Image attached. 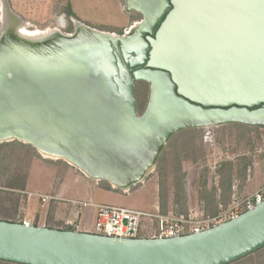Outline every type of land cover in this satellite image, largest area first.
<instances>
[{"label":"water","instance_id":"95a60500","mask_svg":"<svg viewBox=\"0 0 264 264\" xmlns=\"http://www.w3.org/2000/svg\"><path fill=\"white\" fill-rule=\"evenodd\" d=\"M2 4L13 24L1 16L0 143L31 145L130 190L183 131L264 128V0H125L143 17L128 36L79 23L33 41ZM138 82L150 86L141 115ZM262 249L264 202L171 239L0 220V261L15 264H234Z\"/></svg>","mask_w":264,"mask_h":264},{"label":"rangeland","instance_id":"374dc122","mask_svg":"<svg viewBox=\"0 0 264 264\" xmlns=\"http://www.w3.org/2000/svg\"><path fill=\"white\" fill-rule=\"evenodd\" d=\"M2 1L0 0V7ZM6 2L14 14L30 25L31 30L59 29L61 33L69 34L67 31L70 26H73L74 32V24L82 23L99 31L117 35H120L121 31V35H124V32L126 31V34L130 32L135 24L138 26L137 23L140 21H132V19H138L139 16L135 12L129 13L126 10L125 0H6ZM67 8L73 12V17L64 13V9ZM61 20L64 21L63 27L60 24ZM1 31L0 23V35ZM149 95L150 86L148 100ZM216 128L201 129L204 136V157L200 159V162H192L190 153L183 156V168L187 174L186 188L189 195V208L199 206L198 186L205 170L208 172L209 188L217 185L215 162L217 166L225 161L236 162L238 158L246 155L253 160L247 171V186L255 177L262 180L261 185L264 184V145L262 142L264 128L256 127L257 130L251 132V145L246 148L237 146L228 135L225 136L224 143H219L216 141ZM7 143L10 146L0 149V161H2L0 162V220L2 221L14 223L28 221L34 226L48 227L53 217L47 213L52 206L58 205L50 204L45 207L44 202L37 196L57 195L58 189L64 183L67 185L69 181L71 183L75 181L76 184V188L65 189V197L70 199L148 212H155V207L160 206L159 176L156 170L149 174L142 183L125 193L113 184L92 178L66 160L44 158L31 145L18 141L0 144ZM259 150L262 152H258ZM80 182L85 189L82 188ZM108 186L111 190L107 188ZM255 186V183H252V187ZM246 189L247 187L241 193L248 194ZM257 257L258 255L254 256L256 261Z\"/></svg>","mask_w":264,"mask_h":264},{"label":"trees","instance_id":"16d2710c","mask_svg":"<svg viewBox=\"0 0 264 264\" xmlns=\"http://www.w3.org/2000/svg\"><path fill=\"white\" fill-rule=\"evenodd\" d=\"M64 13L69 17L74 16L69 8L64 9ZM136 20H140V18L132 19V21ZM67 32L72 33L73 26H70ZM121 34L122 32L120 31V35ZM148 93L149 85L145 82H138L135 88V97L140 115L144 112L146 107ZM254 130H257V128L243 124L222 126L215 129L216 141L224 143V140H226L225 136L228 135V137L236 142L237 146L246 148L251 145L250 134ZM203 143V130L189 129L175 135L161 155L157 164L156 173L159 176V200L162 214H167L170 210L176 214L188 213L189 195L186 188L187 174L183 168V156L186 153H190L193 160L192 162H200V159L204 157ZM7 146H10V144H0V149ZM252 162V158L244 155L238 158L236 162L225 161L219 163L216 169L218 183L211 188H209L207 182L208 172L207 170L203 172L198 186V203L199 206L205 210L206 214L212 216L216 215L219 211V206L222 205L223 207H227L230 204L231 188L234 179L239 181L241 191H245L248 178L247 171L252 165ZM106 185L108 184L106 183ZM107 188L111 190L110 186ZM58 230L72 231L73 229L67 227L66 229L63 228ZM256 255H258L257 261L254 258ZM0 264L15 263L0 261ZM234 264H264V249Z\"/></svg>","mask_w":264,"mask_h":264},{"label":"built area","instance_id":"2783aa9c","mask_svg":"<svg viewBox=\"0 0 264 264\" xmlns=\"http://www.w3.org/2000/svg\"><path fill=\"white\" fill-rule=\"evenodd\" d=\"M264 145V135H262ZM258 152H262L259 150ZM217 167V162L214 163ZM250 180V177H249ZM240 183L234 179L231 188V201L227 207L219 206L216 215H208L198 206L190 207L187 214H176L170 210L162 214L159 205L155 212L135 210L126 207L95 204L93 202L71 203L91 207L94 211V221L86 233L115 238L120 240L133 239H171L182 236L200 234L221 224L237 219L247 211L255 210L264 202V184L253 194H242ZM44 203L58 200L56 197L38 195ZM149 221V222H146ZM27 227L34 226L31 222H18ZM72 231L82 232L79 225L70 224Z\"/></svg>","mask_w":264,"mask_h":264},{"label":"crops","instance_id":"0c3cea01","mask_svg":"<svg viewBox=\"0 0 264 264\" xmlns=\"http://www.w3.org/2000/svg\"><path fill=\"white\" fill-rule=\"evenodd\" d=\"M252 183H255V187H252ZM262 180L258 177L253 178L248 183L247 186V193L253 194L255 193L259 187L262 184ZM81 184V182H80ZM84 184V183H83ZM75 181L74 183H71L70 181L67 183V185L64 183L61 188L58 189L59 193L57 195H46L43 196H52L56 197L58 200H51L45 202V207H47L50 204H55L58 206H52L49 209V212L47 214H51L53 219L50 221L49 227H52L53 229H63L64 226L72 228L70 226L71 223L75 225H79L82 232H87L90 226L92 225L94 221V211L91 207H85V206H79L71 203V201L76 202H85L90 203L89 201L85 200H75L65 197V189L68 187H75ZM82 188L85 189V187L81 184ZM86 186V185H85ZM94 203V202H93ZM43 204V207H44ZM44 213V212H43ZM52 225V226H51ZM64 225V226H63Z\"/></svg>","mask_w":264,"mask_h":264},{"label":"bare ground","instance_id":"6f19581e","mask_svg":"<svg viewBox=\"0 0 264 264\" xmlns=\"http://www.w3.org/2000/svg\"><path fill=\"white\" fill-rule=\"evenodd\" d=\"M6 11L4 10V8H3V4L1 5V7H0V18H1V16H2V18H3V22H4V24L6 23V22H10L11 24H13L12 23V21H13V19H9L8 17L6 18ZM4 16H5V19H4ZM5 20V21H4ZM1 22V21H0ZM14 24H15V22H14ZM25 24H27V23H25ZM25 24L24 23H20L19 25H17L16 26V28L18 29V31L20 32V34L22 35V36H24V37H26L27 39H31V41H33V40H37V39H45V38H48V37H50V36H52V34H54L55 32H59L58 30H50V29H47V30H45L44 32H41V31H39V30H37V31H29V30H23L22 28L25 26ZM61 27H63L64 26V21H62L61 20ZM76 24H78L77 26H79V23H76ZM30 26V25H29ZM138 26H139V24H138ZM138 26H136V28L138 27ZM135 27V26H134ZM43 31V30H42ZM115 34V33H114ZM117 35V34H116ZM125 36H127V35H125ZM44 158H47V159H53V160H55V159H62V158H59V157H54V156H51V155H48V154H45V153H40ZM63 160H66V159H63ZM67 161V160H66ZM69 162V161H68ZM84 172V171H83ZM151 172H153V169L151 170ZM86 173V172H85ZM113 186H115V187H117V188H120V187H118L117 185H115V184H113ZM120 189H122L125 193H127L128 191H129V189L128 188H120Z\"/></svg>","mask_w":264,"mask_h":264},{"label":"flooded vegetation","instance_id":"af4514ba","mask_svg":"<svg viewBox=\"0 0 264 264\" xmlns=\"http://www.w3.org/2000/svg\"><path fill=\"white\" fill-rule=\"evenodd\" d=\"M129 12V11H128ZM130 13V12H129ZM136 13V12H135ZM138 16H139V18H140V21L143 19V17L140 15V14H138V13H136ZM140 21H138V22H140ZM136 22V21H135ZM76 24V23H75ZM137 24H140V23H137ZM136 28V24H135V27H132L131 29H130V32H128L127 34H126V31L124 32V35L126 34L127 36L129 35V34H131V32L134 30ZM23 30H29V31H37L38 29H33V30H31L30 29V26H29V24H25V26L22 28ZM54 30H58V31H60L59 29H54ZM121 36H123V35H121ZM147 37V36H146ZM145 37V38H146Z\"/></svg>","mask_w":264,"mask_h":264}]
</instances>
